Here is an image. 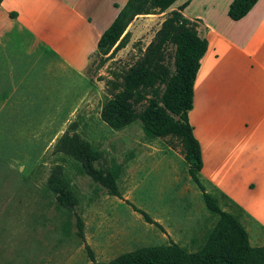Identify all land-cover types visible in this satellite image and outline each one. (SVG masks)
<instances>
[{
    "label": "rangeland",
    "instance_id": "rangeland-1",
    "mask_svg": "<svg viewBox=\"0 0 264 264\" xmlns=\"http://www.w3.org/2000/svg\"><path fill=\"white\" fill-rule=\"evenodd\" d=\"M151 13L131 19L122 48L103 54L96 47L80 72L70 70L62 79L56 73L54 78L45 75L42 91L35 86L27 96L19 92L7 98L10 87L5 89L7 82L2 83L0 264H106L144 247L173 242L192 253L205 243L217 216L207 211L188 176L178 140L148 137L139 121L113 130L100 117L111 95L123 91L127 73L144 71V58L168 16L157 10ZM174 54L175 46L165 43L155 56L173 72ZM43 76L35 70L31 79L40 84ZM157 92H162L161 86ZM143 97L135 105L137 111L151 94ZM125 99L131 103L137 96L131 91ZM208 114L200 105L191 119L199 122ZM73 134L98 153L96 168L113 173L117 196L107 194L62 150L63 136ZM52 173L66 182L71 207L57 205L48 188ZM202 184L219 209L238 215L220 193ZM135 210L159 227L146 223Z\"/></svg>",
    "mask_w": 264,
    "mask_h": 264
},
{
    "label": "crops",
    "instance_id": "crops-1",
    "mask_svg": "<svg viewBox=\"0 0 264 264\" xmlns=\"http://www.w3.org/2000/svg\"><path fill=\"white\" fill-rule=\"evenodd\" d=\"M127 0H1L0 93L27 96L80 72ZM231 0H175L177 10L197 24L206 50L192 85L187 113L200 149L198 177L236 210L228 211L246 232L251 247L264 243V0H257L239 20L227 17ZM9 14H14L11 16ZM43 80L31 79L34 71ZM26 91V92H24ZM45 92V91H43ZM19 94V95H20ZM47 95L48 93L45 92ZM7 101V100H6ZM204 106L209 116L193 122ZM45 106V105H44Z\"/></svg>",
    "mask_w": 264,
    "mask_h": 264
},
{
    "label": "trees",
    "instance_id": "trees-1",
    "mask_svg": "<svg viewBox=\"0 0 264 264\" xmlns=\"http://www.w3.org/2000/svg\"><path fill=\"white\" fill-rule=\"evenodd\" d=\"M1 1V0H0ZM175 0H127L119 10L110 26L101 34L96 47L106 54L110 49L118 50L126 43L127 24L134 16L163 13ZM257 0H231L227 17L231 21L242 18ZM168 12L157 31V41L145 60L144 71L128 72L124 78L123 91L112 94L101 109V120L111 129L119 130L134 121H139L141 130L148 137H175L181 146L184 162L188 165V176L201 193L202 201L210 213L217 216L216 223L208 234L203 246L192 253H186L175 243L150 246L119 255L106 264H264V243L251 247L243 227L230 213L219 209L206 192L198 177L201 169L200 149L192 135L187 113L192 109V85L199 60L206 50V41L197 33V25L185 19L180 11ZM165 43L175 46L173 72L161 65L155 53L162 51ZM157 57V58H156ZM162 87L159 94L157 90ZM133 91L137 100L131 103L125 94ZM150 93L147 105L137 111L135 105ZM62 150L74 159L79 169L92 181L106 190L107 194L117 196L113 173L98 169L94 163L98 153L75 134L61 139ZM49 190L55 195L57 205L71 207L73 199L66 182L58 173L49 177ZM137 211L148 224L159 227L144 212ZM80 221L77 219V233L80 236ZM90 255V254H89Z\"/></svg>",
    "mask_w": 264,
    "mask_h": 264
}]
</instances>
